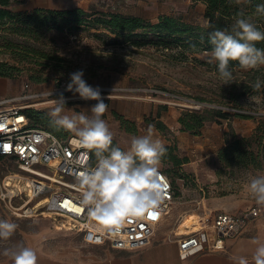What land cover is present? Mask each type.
Returning <instances> with one entry per match:
<instances>
[{
  "label": "rangeland",
  "instance_id": "obj_1",
  "mask_svg": "<svg viewBox=\"0 0 264 264\" xmlns=\"http://www.w3.org/2000/svg\"><path fill=\"white\" fill-rule=\"evenodd\" d=\"M77 7L152 22L170 15L207 25L206 5L193 0H12L6 8L16 18L0 20V61L12 67L10 76H0V99H12L4 107L15 104L23 111L34 109L49 116L53 100L63 94L67 108L91 116L89 110L97 101L66 91L69 74L83 70L87 84L99 87L108 106L102 119L113 137L111 147L129 150L132 138L146 135L150 125L153 138L166 147L159 168L171 179L175 200L159 224L160 232L169 228L174 235L198 223L200 214L213 215L228 207L241 213L258 206L248 185L252 178L264 176V65L254 70L237 67L232 70L233 80L223 85L211 52L176 44L165 47L152 35L139 37L143 44L138 46L103 27L46 28L25 21L27 14L39 9ZM214 110L224 116L210 112ZM187 111H198L207 120L197 130L184 129L179 118L190 119ZM70 135L75 136L69 131ZM242 137L252 139L256 163L223 161L219 153L227 141ZM0 220L17 225L9 240H0V253L17 243L26 246L30 234L55 230L49 216L16 217L1 205ZM59 237L66 247L83 244L78 237Z\"/></svg>",
  "mask_w": 264,
  "mask_h": 264
},
{
  "label": "built area",
  "instance_id": "obj_2",
  "mask_svg": "<svg viewBox=\"0 0 264 264\" xmlns=\"http://www.w3.org/2000/svg\"><path fill=\"white\" fill-rule=\"evenodd\" d=\"M9 102L11 97L0 99V205L7 213L33 217L48 216L50 211L54 229L77 234L87 245L129 250L147 245L175 200L169 176L159 168L163 196L154 208L125 217L119 225H102L81 206L76 179L85 168L95 166L94 152L80 147L76 136L62 137L30 125L21 106L4 107ZM263 211L256 205L241 213L200 214L199 222L185 233H174L181 257L225 250L226 239L241 234Z\"/></svg>",
  "mask_w": 264,
  "mask_h": 264
},
{
  "label": "clouds",
  "instance_id": "obj_3",
  "mask_svg": "<svg viewBox=\"0 0 264 264\" xmlns=\"http://www.w3.org/2000/svg\"><path fill=\"white\" fill-rule=\"evenodd\" d=\"M256 11L264 14V5H257ZM234 29L235 35L227 34L224 30L209 34L212 45L210 55L217 62L223 85L233 80L230 61L238 62V66L245 70L264 65V49L255 46L256 42L264 41V32L244 18L236 20ZM69 77L66 91L97 103L90 108L92 115L88 116L67 108L66 98L60 94L53 100L54 107L49 112L52 118L50 123L74 133L77 137L75 142L80 147L94 152L95 166L85 168L76 177L81 189V206L87 210L90 218L100 224L119 225L125 217L138 216L154 208L162 199L159 167L166 147L161 139L153 138L151 125L146 135L132 138L129 150L111 147L113 137L106 121L102 119L108 106L99 87L87 84L83 70L70 73ZM255 87L259 88L260 84L257 83ZM248 188L256 203L264 205V176L252 178ZM16 228L15 223L0 220V240H9ZM254 243L257 244L254 264H264V243ZM0 255L7 257L10 264H37L38 259L36 251L22 243L5 247ZM238 264L249 262L240 257Z\"/></svg>",
  "mask_w": 264,
  "mask_h": 264
},
{
  "label": "trees",
  "instance_id": "obj_4",
  "mask_svg": "<svg viewBox=\"0 0 264 264\" xmlns=\"http://www.w3.org/2000/svg\"><path fill=\"white\" fill-rule=\"evenodd\" d=\"M203 2L206 5L205 18L207 25H196L184 21L180 17L164 15L156 22L136 15H123L120 13H98L88 12L83 8L77 7L67 10H36L34 13L27 14L26 23L29 26L38 25L39 27L63 28L64 25L103 27L113 33L124 36V39L136 45H142L141 38L152 35L157 38L158 44L170 47L173 44L179 45L184 49H197L199 51L211 52L212 45L209 42V34L215 30H224L227 34L235 35V23L239 18L247 19L253 23L260 31L264 32V14L256 11L257 5H264V0H193ZM12 0H0V20L5 18L15 19L16 15L9 10ZM255 46L264 49V41L256 42ZM11 47V46H8ZM217 69V62H215ZM239 67L238 62L230 61L231 70ZM6 62L0 61V76H10L12 73ZM254 70V69H252ZM218 71V69H217ZM257 83L255 82V85ZM254 85V86H255ZM222 115L221 110L210 111ZM27 115L32 126H41L58 136H68L69 131L54 127L50 121L51 117L38 112L34 109H26ZM190 119L180 116L179 121L184 129L197 130L203 126L207 117L198 111H187ZM242 117H251L244 113H237ZM253 142L250 137L235 138L228 140L225 147L220 150V158L229 164L247 166L256 163ZM258 148V146H257ZM170 173V170L166 171Z\"/></svg>",
  "mask_w": 264,
  "mask_h": 264
},
{
  "label": "crops",
  "instance_id": "obj_5",
  "mask_svg": "<svg viewBox=\"0 0 264 264\" xmlns=\"http://www.w3.org/2000/svg\"><path fill=\"white\" fill-rule=\"evenodd\" d=\"M214 209L217 210V207ZM226 210L238 212L232 207ZM217 213L219 212H214L213 215ZM193 225L185 226L184 230L178 229V233H185ZM55 230L46 229L28 236L26 246L36 251L37 264H238L240 257L245 258L249 264H254L253 256L257 247L254 241L264 243V211L259 217L251 219L241 234L227 238L225 250L204 251L188 258L181 257L179 244L172 230L168 228L160 232L159 225L147 245L133 250L114 249L105 244L87 245L83 242L77 248L66 247L60 243L64 240L59 237L62 234L81 238L74 233ZM0 264H10V261L7 257L2 258Z\"/></svg>",
  "mask_w": 264,
  "mask_h": 264
},
{
  "label": "bare ground",
  "instance_id": "obj_6",
  "mask_svg": "<svg viewBox=\"0 0 264 264\" xmlns=\"http://www.w3.org/2000/svg\"><path fill=\"white\" fill-rule=\"evenodd\" d=\"M43 203H45V201H43V202H40V204L38 205V207L40 208L42 205H43ZM170 212V210L167 212V214ZM46 215H52V212H50V211H48V212H46ZM191 220V219H190ZM196 221V220H195ZM189 223V222H188ZM194 224H197V223H194ZM182 229V228H181Z\"/></svg>",
  "mask_w": 264,
  "mask_h": 264
},
{
  "label": "snow or ice",
  "instance_id": "obj_7",
  "mask_svg": "<svg viewBox=\"0 0 264 264\" xmlns=\"http://www.w3.org/2000/svg\"><path fill=\"white\" fill-rule=\"evenodd\" d=\"M154 218V217H153Z\"/></svg>",
  "mask_w": 264,
  "mask_h": 264
}]
</instances>
